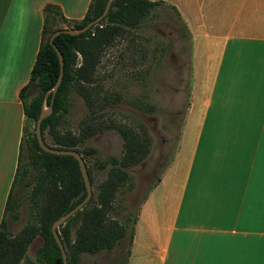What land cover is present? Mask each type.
<instances>
[{
	"label": "crops",
	"instance_id": "0c3cea01",
	"mask_svg": "<svg viewBox=\"0 0 264 264\" xmlns=\"http://www.w3.org/2000/svg\"><path fill=\"white\" fill-rule=\"evenodd\" d=\"M89 1L0 0V218L22 148L19 90L40 42L43 6L80 19ZM158 1L153 8H166L175 26L182 21L181 31L166 29L168 40L176 32L183 38L172 51L181 42L188 49L200 45L214 54L213 70L207 92L196 103L185 101L198 107L199 118L175 202L152 206L157 220H144L146 248L134 264H264V0ZM178 64L170 68L176 80ZM146 195L124 235L98 251L96 264H131L134 223ZM120 246L118 262L111 256Z\"/></svg>",
	"mask_w": 264,
	"mask_h": 264
},
{
	"label": "rangeland",
	"instance_id": "374dc122",
	"mask_svg": "<svg viewBox=\"0 0 264 264\" xmlns=\"http://www.w3.org/2000/svg\"><path fill=\"white\" fill-rule=\"evenodd\" d=\"M153 7L136 26H124L101 51L95 70L96 88L100 94L108 96L109 103L101 110L100 116L93 119L89 115L87 117L88 110L83 98L71 91L68 95V111L57 126L60 130L70 129L77 134L80 127H89L85 125L87 121L95 124L101 121L117 122L139 131L143 127L146 131L147 153L138 163L123 167L128 176L116 189L109 212L111 217L129 227L140 203V196L142 193L147 194L141 201L142 210L134 223V227L137 223V228L131 264L138 263L140 250L146 248L144 237H147L148 232L144 231V220H149L150 224L157 220V217H153L152 206L161 208L175 202L199 118L198 107H185V101L191 99L196 103L207 92L213 70L214 54L200 51V45L194 43L188 49L182 43V36L177 34L182 30V21L179 20L175 26L166 8ZM63 24L60 17L55 16L47 20V29L49 31ZM167 28L177 31L170 40L166 35ZM181 38L182 42L176 44V49L180 51H172L171 47ZM201 39L192 37L198 43ZM175 64L180 66V80H176L177 74L170 70ZM115 95L118 97L117 102H113ZM32 129L31 121L25 119L20 168L26 167L27 173L15 182L13 207L5 214L6 230L11 234L30 219L28 194L34 180V169L28 161L29 150L25 139L26 132ZM43 135L48 144H53L47 131ZM78 147L90 148L84 152V156L92 178L90 185L94 197L96 185L105 177L107 170V165L99 168L97 162L107 160L110 155L118 156L122 139L113 128H106L88 135ZM13 213L16 217L12 216ZM41 242V235H35L27 244L24 257L18 264H24L25 258L35 260L36 248ZM120 247V251H114L111 256L118 262L123 255V247ZM97 255L98 252H83L77 264H96ZM105 263L103 260L101 264Z\"/></svg>",
	"mask_w": 264,
	"mask_h": 264
},
{
	"label": "trees",
	"instance_id": "16d2710c",
	"mask_svg": "<svg viewBox=\"0 0 264 264\" xmlns=\"http://www.w3.org/2000/svg\"><path fill=\"white\" fill-rule=\"evenodd\" d=\"M107 0H90L80 19H67L61 16L58 7L51 3L43 6L44 24L40 42L32 63L28 81L20 88L19 97L23 105L25 119L31 121L33 129L26 132L28 161L34 169L28 202L30 219L15 233L6 230L5 214L13 207V187L26 173L20 168L21 150L12 177L10 189L5 199L0 218V264H18L24 257L27 244L39 234L41 244L36 248V259L25 258L24 264H62L60 250L53 238L50 224L54 218L68 210L85 194V188L76 159L70 154L51 153L43 150L35 137L34 122L43 104H51V111L40 121V132L44 142L54 147L72 148L84 160L82 147L84 139L96 131L113 128L122 139L120 154L110 155L107 160L97 162V167L107 165L105 177L96 185L95 196L74 211L56 228L64 247L67 264H77L83 252L96 253L113 247L124 235L125 224L109 215L114 194L118 186L127 178L123 168L138 163L148 150V137L143 127L140 131L120 123H85L77 134L70 129L60 130L58 124L68 111V95L77 92L84 100L90 118L100 116L101 110L109 103L105 94L97 90L95 70L101 51L121 29L136 26L149 13L158 0H110L105 15L95 24L78 33L60 31L52 37L53 44L62 54L63 65L60 80L52 93L51 87L58 76L57 54L49 43V35L56 28H78L98 15ZM58 16L64 26L48 31L47 20ZM47 32V34H46ZM33 91V92H31ZM31 93V94H29ZM29 95L28 100L26 96ZM113 102H117V95ZM44 131L52 137L48 144ZM24 133V127H23ZM23 142V140H22ZM89 182L92 178L86 165ZM16 217V214H12ZM73 227V231L71 228Z\"/></svg>",
	"mask_w": 264,
	"mask_h": 264
},
{
	"label": "water",
	"instance_id": "95a60500",
	"mask_svg": "<svg viewBox=\"0 0 264 264\" xmlns=\"http://www.w3.org/2000/svg\"><path fill=\"white\" fill-rule=\"evenodd\" d=\"M109 1L110 0L106 1L102 11L98 15H96L95 17L88 20L84 25H82L78 28H73V29L68 28V27L56 28L49 35L48 40H49V43H51V45L53 46V48L57 54L58 67H59L58 76H57L55 82L53 83V85L51 87L52 93L55 91L56 86L60 80L61 73H62V65H63L62 54L58 50V48L53 44L52 37L60 31H64V32H68V33H78V32L85 30L86 28L90 27L91 25L97 23L105 15L107 8H108V5H109ZM50 111H51V104H48L45 107L42 106L40 111L37 114V117L35 118L34 133H35L36 140H37L39 146L45 151H48L51 153L72 155L77 161L78 168H79V171H80V174L82 177V181L84 184V188H85V194L83 195V197L77 203H75L72 207H70L68 210H66L65 212L61 213L56 218H54L50 224L51 233H52L53 238H54V240H55V242H56V244L60 250L61 262H62V264H67L64 247L62 245L60 237L58 236V232H57L56 228L58 227L59 224L63 223L67 217H69L71 214H73L74 211H76L81 206H83L87 201H89L91 193H92V189H91V185L89 182L88 173L86 170V165H85L84 160L78 151H76L75 149H72V148L50 146L44 142L42 135H41V132H40V121L44 116H46L48 113H50Z\"/></svg>",
	"mask_w": 264,
	"mask_h": 264
}]
</instances>
